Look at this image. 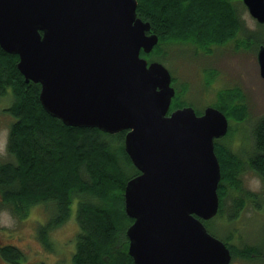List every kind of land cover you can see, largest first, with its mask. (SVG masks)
<instances>
[{"label": "water", "instance_id": "1", "mask_svg": "<svg viewBox=\"0 0 264 264\" xmlns=\"http://www.w3.org/2000/svg\"><path fill=\"white\" fill-rule=\"evenodd\" d=\"M264 23V0H242ZM136 0H0V46L18 56L40 104L64 124L106 133L126 130L124 146L139 173L125 184L126 228L134 264H228L230 248L204 226L218 211L215 138L225 113L182 106L170 71L147 54L158 42ZM264 78V43L257 52Z\"/></svg>", "mask_w": 264, "mask_h": 264}, {"label": "trees", "instance_id": "2", "mask_svg": "<svg viewBox=\"0 0 264 264\" xmlns=\"http://www.w3.org/2000/svg\"><path fill=\"white\" fill-rule=\"evenodd\" d=\"M136 1V15L148 21L149 33L158 37L150 52H140L149 61L155 60L154 54L162 56L161 49L165 57L167 45L191 44L210 52L211 42L235 38L241 27L232 0ZM17 60V55L6 53L0 46V95L11 93L12 101L4 109L13 117L6 144L9 159L0 162L1 205L26 216L36 203H50L52 215L37 231L49 248V230L69 219L71 204L76 202L75 249L69 262L57 264H134L125 231L133 220L124 210L123 195L126 182L139 171L125 151L127 131L106 133L98 127L66 125L50 116L40 104L39 83L25 81ZM223 98L213 105L223 113L240 117V103L233 104L232 96ZM174 101L170 109L180 106ZM253 140L256 152L251 161L264 181V116L254 127ZM215 149L222 206L224 183L236 179L235 172H231L236 163L229 153ZM229 248L231 256L238 252L249 256L253 249ZM0 256L14 264L23 258L21 250L9 244L0 246Z\"/></svg>", "mask_w": 264, "mask_h": 264}, {"label": "rangeland", "instance_id": "3", "mask_svg": "<svg viewBox=\"0 0 264 264\" xmlns=\"http://www.w3.org/2000/svg\"><path fill=\"white\" fill-rule=\"evenodd\" d=\"M232 2L241 26L237 37L226 39L224 36L220 42H211L210 52L191 44L167 45L165 57L161 49L159 58L165 60L164 66L175 79V85H172L177 90L176 99L192 102L200 111L205 106L224 101L225 96H232L236 106L240 103V117L225 113L228 133L215 138L214 145V149H222L235 160L236 166L231 171L235 172V183L231 179L225 181L222 206L218 203V213L204 226L227 247L239 251L245 247L253 248L249 256L239 255L240 252L232 255L228 264H264V257L260 256L264 245V181L251 161L256 152L254 127L264 116V78L260 75L256 54L264 42V25L250 15L242 0ZM153 56L159 59L156 54ZM11 101V93L0 95V162L9 159L6 144L13 117L4 108ZM75 205L76 202L71 204L67 221L49 230L48 240L52 246L47 248L37 231L39 225L45 224L52 215L50 203H36L26 216L15 214L10 207L0 203V246L18 247L23 257L18 264L69 262L78 229ZM0 264L14 263L0 256Z\"/></svg>", "mask_w": 264, "mask_h": 264}, {"label": "flooded vegetation", "instance_id": "4", "mask_svg": "<svg viewBox=\"0 0 264 264\" xmlns=\"http://www.w3.org/2000/svg\"><path fill=\"white\" fill-rule=\"evenodd\" d=\"M237 37V36H236ZM264 43V42H263ZM246 44V43H245ZM261 45H263V44H260L259 45V47L261 46ZM208 52V51H207ZM158 60V59H157ZM156 59L155 60H151V61H157ZM174 78L172 77V75H171V82L175 85V80H173ZM174 85H172L173 86V88H174V90H175V94H174V96L171 98V102H170V104L174 101V100H176L177 102H178V105H180V106H177V107H175L174 109H176V108H181L182 106H190V107H193V109L196 111V113L197 114H201L202 113V111H203V109H202V111H200V110H197L196 108H195V106H194V104L191 102V103H187L186 101H182L183 99L182 98H180V99H176V94H177V90L175 89V87H174ZM176 101H174V103H176ZM182 101V102H181ZM180 103V104H179ZM177 104V103H176ZM208 106H210V105H208ZM211 106H214V105H211ZM206 107V106H205ZM170 106H169V108H168V110H167V114H170L171 113V110H173V109H170ZM200 111V112H199ZM226 133H228V131L226 132ZM225 133V134H226ZM225 136V135H224ZM221 137H223V136H221ZM219 138V137H218ZM260 256H262V257H264V245H263V248H262V251L260 252Z\"/></svg>", "mask_w": 264, "mask_h": 264}, {"label": "bare ground", "instance_id": "5", "mask_svg": "<svg viewBox=\"0 0 264 264\" xmlns=\"http://www.w3.org/2000/svg\"><path fill=\"white\" fill-rule=\"evenodd\" d=\"M149 61V60H148ZM157 62H158V60H157ZM162 63V62H161ZM163 64V63H162ZM164 65V64H163ZM171 72V71H170ZM171 74V73H170ZM171 85H172V82H171ZM222 111V110H221ZM219 192V191H218ZM217 192V193H218ZM218 195H220V194H218ZM220 200V199H219ZM219 203V202H218ZM219 208V207H218ZM208 231V230H207Z\"/></svg>", "mask_w": 264, "mask_h": 264}]
</instances>
